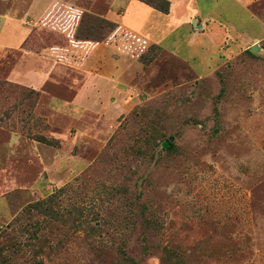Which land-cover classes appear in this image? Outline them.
<instances>
[{"label":"rangeland","instance_id":"1","mask_svg":"<svg viewBox=\"0 0 264 264\" xmlns=\"http://www.w3.org/2000/svg\"><path fill=\"white\" fill-rule=\"evenodd\" d=\"M117 2L34 13L36 0H0L32 21L20 56L0 52V78L18 66L4 78L15 92H0L4 264H264V0H218L175 53L129 34ZM26 53L54 66L39 89ZM51 193L62 212L80 207L66 223L24 211Z\"/></svg>","mask_w":264,"mask_h":264},{"label":"crops","instance_id":"2","mask_svg":"<svg viewBox=\"0 0 264 264\" xmlns=\"http://www.w3.org/2000/svg\"><path fill=\"white\" fill-rule=\"evenodd\" d=\"M50 1L51 0H36V6L33 10L34 13L44 10ZM169 1L170 7L167 13L158 11L139 0H118L116 6L113 7L116 8L117 6H121V12L118 14L119 21L121 26L129 34L138 36L145 42L155 44L162 48H166V46L163 45L166 40L172 39L171 42L167 43L170 44L172 48H167L175 53L181 42L179 29L185 26L187 30L190 31V19L196 18V16H206L207 13L212 12L218 6V0L212 1L210 7L206 8V10L203 9V3H200L199 0ZM133 10L145 11L144 16L140 19L136 18L132 13ZM113 14L116 15L115 10L110 9L107 17L112 18ZM25 18L15 16L10 11L0 12V52L7 49H14L15 57L17 58L20 56V50L23 48V44L29 37L32 29V21H26ZM198 35L199 33L195 32L187 39L186 43L190 49L196 42ZM24 55L29 59V62L25 64L27 66L25 69L26 76L33 79L30 83H25L39 89L51 78V71H53L54 66L51 65L52 68L45 66L44 60L40 55H33L31 53H26ZM12 69L11 67L6 68V75L4 78H7V75ZM86 79H88V81L85 83V86L82 87V91L86 90L85 87H87V89L89 88L90 80L93 78L88 76ZM84 94L89 93L84 92ZM92 94L98 95L96 90H93Z\"/></svg>","mask_w":264,"mask_h":264},{"label":"trees","instance_id":"3","mask_svg":"<svg viewBox=\"0 0 264 264\" xmlns=\"http://www.w3.org/2000/svg\"><path fill=\"white\" fill-rule=\"evenodd\" d=\"M142 1L148 5H150L151 7H153L154 9L161 11L163 13H167L169 11V7H170V1L169 0H139ZM92 31H94L93 27H87L85 29L80 28V25L75 27L74 30V39L79 42L80 40H90L91 35H92ZM26 42V41H25ZM24 42V44H25ZM23 44V45H24ZM16 90V86L11 84L10 82L7 81V79L4 78H0V92H15ZM34 92V90H32ZM32 138L42 141L44 143H47L51 146H59V141L58 139H48L45 137H41V136H31ZM36 137V138H35ZM173 146H171L170 144V148H172ZM58 199L55 193H51L49 194L47 197L43 198V199H39L33 203H30L27 208L24 210L26 213H31L32 211H36L40 214H42L43 216L52 219V220H56V221H60L63 223H66L69 220L68 213L73 211L74 209H76V211H78L80 209V207H76V205H73L71 208H68L66 211L62 212V210L60 211L59 209H57L55 207V205H57ZM85 222V218H82L81 214L79 215V218L73 222L72 226L73 227H80L81 225H83V223ZM16 244L15 242L11 244L12 247H14ZM120 252L122 254H125V250L123 248H119ZM5 250L3 248L0 249V255H2V253ZM172 254V251H168L166 253V256H170ZM9 258L7 254H4L2 256H0V264H4V262H9Z\"/></svg>","mask_w":264,"mask_h":264}]
</instances>
